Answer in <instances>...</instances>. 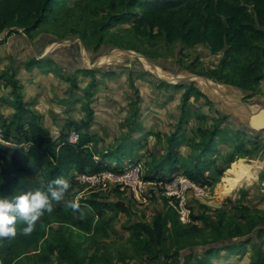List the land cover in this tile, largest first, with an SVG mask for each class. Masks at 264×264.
Instances as JSON below:
<instances>
[{"label": "rangeland", "instance_id": "374dc122", "mask_svg": "<svg viewBox=\"0 0 264 264\" xmlns=\"http://www.w3.org/2000/svg\"><path fill=\"white\" fill-rule=\"evenodd\" d=\"M109 13L110 9L104 0H71L32 32L40 44L45 42V50L50 47L58 50L71 47L77 52L78 58L73 64L42 60L35 69H27L14 62L10 68L6 67L4 70H11L19 87L15 93L2 80L0 82V95L13 104L9 101L11 106L6 105L7 108L0 103L2 113L7 115L0 116V126L16 134L17 126L23 123L26 125V118L32 112H37L34 116L55 133L61 129L67 131L68 120L78 123L87 120L90 125L82 128L81 132L87 131L93 138H97L89 143L93 151L105 152L120 144H125L126 148L134 146L133 154L140 162L132 165L126 162L124 169L129 166L140 169L139 180L143 190L137 197L128 183L117 180L93 182L84 178V173L73 171L74 176L67 179L71 187L64 200L53 203V211L45 212L29 235L24 237L22 232L20 240L15 241L21 254L12 264H75L72 258L60 260L58 252L48 262L38 260L36 253L41 251L45 240L57 243L62 239L70 244L84 264L88 263L86 256L91 254L98 256L95 264H185L188 254L193 255L202 246L209 247L206 242L216 240L215 226L220 217L227 223L242 222V211L238 207L243 204L251 207L253 218L264 216V127L254 122L256 114L252 113L264 106V81L253 90H243L236 85L211 79L223 86L228 94L225 100L211 96L200 87L197 76L204 78L200 72L217 65L219 54H213L204 45L188 47L181 42L169 43L163 38L139 37L130 23L103 30L102 23L107 20ZM13 30L11 35L18 33L26 36L23 28L14 27ZM116 50L133 54L106 63L100 68H92L99 57ZM145 58L151 62H148L149 68L156 65L173 76L187 77L174 82L160 78L146 68ZM82 67L94 69V85H90L92 76L83 71ZM183 80L186 82H181ZM191 85L195 89L185 100V90ZM34 86H37V93L40 94H33ZM19 98L31 111L16 117ZM235 107L247 110L242 109V115L236 113L238 111L234 110ZM260 111H264V108L257 110V113ZM254 124L258 127L255 128ZM199 129L205 130L206 135ZM71 130L75 129L68 130L69 140ZM214 131L217 132L214 145L216 150L204 157L210 160L206 166V176L211 178V184L202 187L182 172L174 174L170 180L152 182L145 179L149 170L152 171L172 147L173 137H176V148L181 155L200 156L203 149L200 142L204 138L209 140ZM8 142L11 146H28V141L20 135ZM237 144L242 145V151L247 153L236 152ZM241 161L252 166L247 173L250 179L227 191L226 187L234 177L233 171L241 169ZM20 162L31 170L33 180L43 179V171L34 159L22 158ZM216 168L224 169V175L217 176ZM113 175L116 178L119 176ZM128 179L133 183L135 178ZM27 191H33V188L24 192ZM179 196L186 198L190 210L188 223L178 218ZM90 198L103 202H121L127 210L107 208L100 224L88 203ZM65 201L78 203L80 218L90 229L85 230L83 224L74 226L70 220L63 222L66 217L59 210L70 208ZM159 212L169 218L168 256L146 260L133 250L131 232L137 222L151 223ZM176 220L181 226L207 225V228L204 232L179 237L172 224ZM261 223L245 238L255 236L264 244V233L260 232L264 221ZM100 226L103 227L98 229ZM43 231L46 232L44 238L41 237ZM36 238L40 239L38 244ZM29 247L34 250L28 251ZM252 248L253 244L248 243L243 253L220 250L212 256V264H252ZM176 252H179L178 255ZM198 255L202 254L198 252ZM1 260L0 251V264Z\"/></svg>", "mask_w": 264, "mask_h": 264}, {"label": "trees", "instance_id": "16d2710c", "mask_svg": "<svg viewBox=\"0 0 264 264\" xmlns=\"http://www.w3.org/2000/svg\"><path fill=\"white\" fill-rule=\"evenodd\" d=\"M69 1L71 0H0V43H4L14 33V27L23 28L26 35L34 38L32 32ZM104 1L107 2L110 13L107 20L102 23L103 30L110 26L130 23L139 37L163 38L169 43L181 42L188 47L204 45L220 57L217 65L205 72H200V75L236 85L243 90H253L264 81V0ZM8 30L11 33L3 37ZM43 60L50 61L49 59ZM41 62L42 60L34 59L26 65L31 69ZM82 70L90 76L94 73V69L83 68ZM0 80L17 93L19 85L11 74V70H4L0 74ZM91 81L90 85H94L93 76ZM194 89L193 85L186 88L185 100ZM196 92L200 93L199 90ZM20 96L19 94L18 97ZM17 102L16 117L31 111L26 108L22 99H17ZM66 125L68 130L73 128L78 131L79 140L77 142L69 140L68 130L61 129L59 133H55L35 116L28 120L26 125L19 124L16 134L7 132L2 125L6 141L20 135L23 136V140L28 141V146H11L0 142V197L11 199L30 188H33V191L38 189L46 191L51 181L58 177L72 178L73 171L96 174L109 170L121 173L126 162L130 165L140 162V159L133 154L134 146L126 148L125 144H120L115 149L111 148L105 152L93 151L89 143L97 138L95 136L93 138L87 131L81 132L82 128L89 127L90 122L87 120H82L80 123L68 120ZM199 130L206 135L205 130ZM216 135L217 132L214 131L209 140L204 138L200 142V146L203 147L200 156L188 157L177 151V144H175L177 140L173 137L172 147L163 160L157 163L152 171L149 170L150 173L145 176V179L152 182L170 180L174 174L182 172L202 187L211 184V178L206 176L208 170L206 166L210 164V160L204 157L216 150L214 147ZM243 148L242 145L235 146L236 152L247 153V151H242ZM22 158L34 159L38 163V168L43 171L42 180L32 179L31 170L20 162ZM224 172V169L216 168L217 176H223ZM243 193L246 191L243 190ZM52 203L55 204L56 201ZM88 203L95 211L100 224L105 218L107 208L127 210L121 202H103L97 198H90ZM204 206L207 207V205ZM238 209L242 211V222L227 223L224 218L220 217L215 226L216 240L206 242L205 244L209 247L199 249L193 255L188 254L185 264H212V256L220 250L243 253L248 243L253 244L252 264H264V244L255 236L251 239L245 238L247 234L253 233L258 225L262 224L264 216L258 219L253 218L250 213L251 207L245 204L240 205ZM59 211L66 217L63 222L70 220L74 226L83 224L82 227L85 230L90 229L81 220L79 208H63ZM172 224L175 225L177 229L175 234L179 237L204 232L207 228V225L204 227L181 226L178 220ZM168 225L169 218L162 212L157 213L151 223L137 222L130 237L133 250L146 260L168 256ZM15 226L17 234L14 238H0L2 264H12L21 254L15 246V241L20 240L24 222L18 218ZM260 232L264 233V227L260 228ZM45 235L46 232L43 231L41 237L44 238ZM237 237L239 239H236ZM39 241L40 239L36 238V244ZM33 250L28 248V251ZM57 252L60 260L72 258L75 264H84L65 239L57 243L45 240L41 251L36 253V256L39 261L48 262ZM198 252L202 255H198ZM178 253L176 252V255ZM86 257L87 264H95L98 260L97 254Z\"/></svg>", "mask_w": 264, "mask_h": 264}, {"label": "clouds", "instance_id": "9594fccd", "mask_svg": "<svg viewBox=\"0 0 264 264\" xmlns=\"http://www.w3.org/2000/svg\"><path fill=\"white\" fill-rule=\"evenodd\" d=\"M69 181L58 177L51 181L47 190L27 191L9 199L0 197V238H14L17 234L15 222L19 218L26 225L22 232L29 235L37 220L45 212L53 211V201L64 200L66 192L70 189ZM66 206L76 209L79 207L75 201H65Z\"/></svg>", "mask_w": 264, "mask_h": 264}, {"label": "crops", "instance_id": "0c3cea01", "mask_svg": "<svg viewBox=\"0 0 264 264\" xmlns=\"http://www.w3.org/2000/svg\"><path fill=\"white\" fill-rule=\"evenodd\" d=\"M48 42L46 43V45L48 44ZM44 43L45 42L43 41L42 44H40L37 38L35 37L30 38L28 35L25 36V35H21L18 33L11 35L10 37L6 39L4 43H0V71L1 70L3 71L6 67L10 68L12 65V62H14L15 65L22 64V66L27 67V69H30L28 68L26 64L30 60H34V59H37V60L49 59V60L56 61L57 63L59 62L70 63L71 62L73 64L74 61L76 62L78 58L77 52L73 48L66 47L63 50H58L56 48L57 49L56 50L50 47L45 50L46 47L43 46ZM43 50H45L44 53L42 52ZM37 54H43L44 56L41 57ZM43 57H47V58H43ZM35 68H38V67L34 66L31 69H35ZM0 82L2 81L0 80ZM6 87H10V86H6ZM36 87L37 86L33 87V90H34L33 94L37 93ZM38 90H40V88H38ZM37 94H40V93H37ZM9 101L10 100L8 98H4L3 95H0V103L2 105L11 106L12 103L10 101L11 104H8ZM3 113L0 107V116H7L5 113L4 114ZM36 113L32 112V115L27 116L26 119L30 120L31 118L34 117Z\"/></svg>", "mask_w": 264, "mask_h": 264}, {"label": "bare ground", "instance_id": "6f19581e", "mask_svg": "<svg viewBox=\"0 0 264 264\" xmlns=\"http://www.w3.org/2000/svg\"><path fill=\"white\" fill-rule=\"evenodd\" d=\"M131 53H130V51L116 50L112 54L99 57L96 64L111 63L115 60H118V59L120 60L123 56L128 57V56L133 54V53L132 54ZM144 61H145L144 65L146 66V68H149L150 65L148 62H150V61L146 58ZM149 70L152 73H154L155 75H157L158 77L168 79V80L173 81V82L180 80L182 77H187V75L173 76L170 73H167L166 71H164L161 67H158L156 65L155 66L151 65V68H149ZM188 78H190V76H188ZM197 80H198V84L200 85V87L203 88L206 93L210 94L211 96L223 99V100H225L227 98L226 97L228 95L227 91L220 84L215 83L210 78H205V77L203 78V77L197 76ZM232 109H233V107H232ZM242 109L244 111L247 110V108H243V107L238 108V109H236V107L234 108V110L238 111L236 113H240V114H242L241 112H243ZM248 109H250V111L252 110L250 107H248ZM257 110H259V109L252 111V113L256 114V117H255V119L253 118V120H254V122L258 123L259 126L264 127V111H260L259 113H257ZM254 125H255V128L258 127L257 124H254ZM240 167H241L240 171H233L234 177L231 179V182L227 185V187H226L227 191H231L232 189H234L237 186V184L244 183L245 181H248L250 179L247 176V173L252 168V166L247 164L244 161H241Z\"/></svg>", "mask_w": 264, "mask_h": 264}, {"label": "built area", "instance_id": "2783aa9c", "mask_svg": "<svg viewBox=\"0 0 264 264\" xmlns=\"http://www.w3.org/2000/svg\"><path fill=\"white\" fill-rule=\"evenodd\" d=\"M71 135H70V140L72 142H77L78 138H79V134H77L75 132V130H71ZM0 142L5 143V144H9L8 141H6L5 137H4V133L2 131V128L0 126ZM129 169V170H127ZM119 175L118 178H116L117 176L113 175ZM84 178H87L89 180H92L93 182H101V181H107V180H117L121 183L125 182L128 183L129 186H131V190L133 191L135 196H139V194L141 195V191L143 190V184L142 182L139 180L140 177V169H135L132 166L127 167L126 169L123 170V172L121 173H114L112 171L106 170L100 173H96V174H89L87 175L86 173H84L82 175ZM81 176V177H82ZM128 178H135L133 179V183L129 182ZM179 193V192H178ZM176 195H180V194H176ZM181 197V200L179 201L178 204V208L177 211L179 212V219L181 220V222L183 223H188L190 219L189 218V214H190V210L187 208V202H186V198L183 196H179Z\"/></svg>", "mask_w": 264, "mask_h": 264}, {"label": "water", "instance_id": "95a60500", "mask_svg": "<svg viewBox=\"0 0 264 264\" xmlns=\"http://www.w3.org/2000/svg\"><path fill=\"white\" fill-rule=\"evenodd\" d=\"M9 33H10V31L6 32L4 36L7 37V36L9 35ZM64 43L67 44L68 42H64ZM54 47H55V46H54ZM45 55H46V54H45ZM102 65H105V64H96V65H93L92 68H96V67L100 68V67H102ZM198 76H199V75H198ZM181 82H186V81L183 80V81H181ZM260 108H264V106H262V107H260ZM260 108H259V109H260ZM250 118H251V115L249 116L248 124H250V120H251ZM205 248H206L205 246H202V247H201V249H205Z\"/></svg>", "mask_w": 264, "mask_h": 264}]
</instances>
